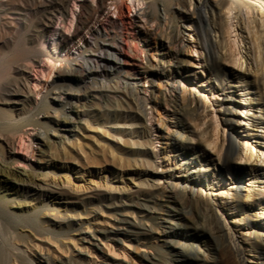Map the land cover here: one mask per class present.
I'll return each instance as SVG.
<instances>
[{
    "label": "rangeland",
    "instance_id": "374dc122",
    "mask_svg": "<svg viewBox=\"0 0 264 264\" xmlns=\"http://www.w3.org/2000/svg\"><path fill=\"white\" fill-rule=\"evenodd\" d=\"M178 1L154 4L158 20L153 21L142 18L144 0H127L131 12L124 8L121 18L112 16L123 38L118 41L122 47L118 48L119 57L128 61L123 64L119 59L120 72L106 79L92 76L86 86L57 82L55 87L66 89L63 97L69 99L63 98L62 105L58 104L57 89L50 92L47 100L53 104L51 116L59 115L60 122L48 123L42 113L34 116L48 127L49 141H72L70 131H75L74 124L66 127L61 112L75 122L79 118L70 116H74L82 102L95 105L88 118L89 131L82 127L80 130L88 134L81 141L89 148L93 137H99L95 115L99 104L108 102L110 108L116 98L122 100L127 82V87L136 90L135 96L143 103V122L149 129L147 140L152 143L148 145L150 175L136 176L133 163L125 162V166H131L126 169L131 174L129 190L75 193L38 180L47 172L38 169V154L28 161L21 159L11 165L14 181L7 187L0 185V222L7 228L2 236L8 252L14 246L21 248L31 242L29 235L62 248L72 247L74 241L89 248L94 243L102 246L105 240L76 241L88 226L66 217L77 219L79 215L85 220L92 212H103L107 218H114L125 213L121 212L125 206L151 231L150 236H144L139 234V229L124 226L128 236L118 237L130 246L135 264H264V0H199L213 8L206 10L209 27L219 26L209 33L215 58L202 39L201 26H207L202 18L200 26L202 11L194 1L192 5L188 0ZM3 21L0 15V41L10 35L2 28ZM32 21L35 18L30 24ZM172 26L175 40L171 39ZM22 30L18 33L20 37L26 34ZM129 33L134 38L130 44L123 41ZM134 45L139 49L137 55L128 49ZM78 50L85 57L90 55L83 48ZM78 50H73L75 56ZM11 55L0 58V75L7 72ZM56 67L59 68V63ZM70 67L76 69L79 64L73 61ZM6 82L2 79L0 84ZM118 82L119 91L113 92L108 85L115 87ZM94 95L97 98L90 104V96ZM76 96L82 97L79 103L75 101ZM107 120L111 121L110 116ZM25 135L18 132L13 138L18 141L20 137L26 138ZM179 135L183 137L182 145ZM232 145L234 151L227 167L224 159ZM34 148L38 150L39 146ZM17 155L24 153L17 152ZM89 167L120 166L108 154L104 157L96 154L90 159ZM23 168L34 177L32 183H18L23 177L15 172ZM103 174L109 178L106 170ZM51 176L48 174L46 178ZM1 209L10 213L8 226ZM14 228L26 234L22 238L19 234L14 236ZM112 244L118 252L121 244L114 241ZM6 249L0 242V264L14 263ZM71 253L61 258L94 264L85 254L77 258L73 256L77 251L71 249ZM144 253L151 260H145ZM100 259L98 263L103 264V257ZM116 264L129 263H122L119 258Z\"/></svg>",
    "mask_w": 264,
    "mask_h": 264
},
{
    "label": "bare ground",
    "instance_id": "6f19581e",
    "mask_svg": "<svg viewBox=\"0 0 264 264\" xmlns=\"http://www.w3.org/2000/svg\"><path fill=\"white\" fill-rule=\"evenodd\" d=\"M126 1L0 0V15L4 18L2 28L10 34L0 41V58L12 54L7 72L0 75V82L2 79L7 81L3 85L0 84V185L7 187L11 181H14L11 176V165L18 164L21 159L28 161L35 158V154H38V169L47 171L45 175L42 174L38 177L42 184L55 185L60 190L64 189L75 193L101 190L108 193L113 190H129L131 180L128 178L131 177V174L126 173V169L130 165L125 166V162L127 164L129 162L133 163L135 169L133 173L136 176L150 175L151 171L148 167H152V164L148 159V145L152 146V143L147 140L149 129L144 126L143 122L145 116L143 103H141L139 97L135 96L137 91L127 87V82L124 83L122 91L124 98L122 100L116 98L114 106L111 105L110 108H108L109 105L107 106L108 102L103 105L99 104L95 114L100 129L99 137L96 139L95 136L93 137L92 145L89 148L81 141L88 134L86 135L80 130L84 128L89 131L88 118L95 105L87 106L86 102H82L81 108H76L74 116H70L72 119L79 118L75 122L69 120L70 118L67 119V115L61 112L62 122L66 124V127L69 123L74 124L75 131H70V135L74 138L72 141H66L65 139H60L58 142L49 141L47 138L48 127L43 125L38 118H34L35 114L42 113L47 116L45 118L48 123L52 121L60 122L59 115L51 116L50 111L53 104L47 100L51 91L59 89L55 99H58V104L62 105L60 100L64 98L63 92L66 89L55 87L57 82H76L86 86L87 81L92 76L106 79L119 73L122 69L119 59L123 64L128 62L119 57L118 48L122 49V47L118 41L119 38H123L118 33L119 25L117 21L112 17L116 15L117 18H121L124 8L129 13L131 12V7L126 4ZM144 1L146 7L142 18L157 21L158 18L153 5L159 3V1L164 2V0H153L154 4H151L150 0ZM184 1L180 0L178 2ZM188 1L190 5L194 1L196 8L202 11V17L199 21L200 26L201 18L202 20L205 19L207 23L206 27L201 26L202 39L211 57L215 58L216 53L211 48L209 33L212 30H218L219 26L215 24L213 29L210 28L206 14L208 7L213 8L207 2ZM32 18H35V21L30 24ZM22 29L26 30L25 35L22 33L24 37L18 36ZM170 29L173 33V26ZM129 34L128 39L123 41L130 44L133 43L134 38L131 33ZM171 39H176L174 33L171 35ZM81 48L84 49L83 52H90V55L85 57L78 50H81ZM128 49L135 55L139 52L135 45L134 47L128 46ZM73 50H78L75 53L76 56ZM73 61L79 64L76 69L70 67V63ZM56 63H59V68L56 67ZM53 74L54 78L52 77ZM119 84L120 82L115 87L109 85L108 87L112 88L113 92H118ZM44 92L46 94H43ZM76 97L75 101L79 103L82 97ZM90 98L92 102L89 103L93 104V99H96L97 96H90ZM64 99L68 100L69 98L65 97ZM83 99H86V97ZM109 116L111 121L107 120ZM18 132L26 134V138L19 136V140L16 141L13 135ZM178 138L180 139V145H182V135H179ZM34 145L39 146V149H35ZM182 149L180 148V150ZM233 151L234 146L232 145L226 152L224 160L227 167H229V159ZM17 152H22L24 155L19 156ZM96 154L102 157L108 154L112 162H119L120 167L90 168V159ZM127 155L132 156L133 159L127 158ZM76 156L81 161L75 159ZM70 159L74 163L70 164L69 162H72L69 161ZM104 170L109 173V178L106 174H103ZM15 173L23 177L18 183L33 182L34 177L25 168ZM71 173L74 175L71 176ZM48 174L52 175L50 179L46 178ZM47 180L49 181L47 182ZM116 181L122 184L116 186L114 184ZM12 185H15V182ZM191 191L193 192V189ZM1 199L0 196V201ZM2 208H5L4 205ZM1 210L4 212L3 209ZM124 211L125 213L114 218H107L108 215L105 216L103 212H92L88 214L89 217L85 220L80 218L78 214L77 219L74 216L66 217L67 219L70 217L69 219L75 223L88 226L82 234L83 236H80L76 241L105 240L102 246L94 243L92 249L87 245H83V243L77 244L75 241L72 242V247L65 245L62 248L57 244L51 245L39 241L35 236L29 235L30 237L27 238H32L31 242L22 246L23 248L14 246L13 250L11 249V252H8L5 246L6 240L4 241L2 236L7 229L2 224L3 221L0 222V242L8 255L13 256L14 263L12 264H81L76 259L63 260L61 258L63 254L68 255L71 253V249L77 251L73 256L80 258L79 255L85 254L86 259L94 264H99L98 261L102 257L103 264H116L119 258L122 263L135 264L134 258L130 255V246L124 244L118 237L121 234L128 236L129 231H123L124 226L130 227V229H139V234L144 236H150L151 231L136 220L133 210L130 211L124 206L121 212ZM3 214L4 222H7L6 226H8L10 213L4 212ZM18 231H20L18 228H14V236L17 237L19 234V237L22 238L23 234H26ZM6 239L8 240V238ZM113 241L121 244L118 252L115 245L112 244ZM143 257L145 260H151L146 253L143 254Z\"/></svg>",
    "mask_w": 264,
    "mask_h": 264
}]
</instances>
